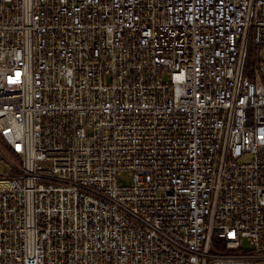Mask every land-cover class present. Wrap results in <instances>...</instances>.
Here are the masks:
<instances>
[{
    "label": "built area",
    "instance_id": "obj_1",
    "mask_svg": "<svg viewBox=\"0 0 264 264\" xmlns=\"http://www.w3.org/2000/svg\"><path fill=\"white\" fill-rule=\"evenodd\" d=\"M262 48L264 0H0V264H264Z\"/></svg>",
    "mask_w": 264,
    "mask_h": 264
},
{
    "label": "rangeland",
    "instance_id": "obj_2",
    "mask_svg": "<svg viewBox=\"0 0 264 264\" xmlns=\"http://www.w3.org/2000/svg\"><path fill=\"white\" fill-rule=\"evenodd\" d=\"M261 55H262V58L264 59V48L261 49ZM3 171H4V167L2 165H0V174H3ZM119 181L121 183H123L124 185H127L131 182V178L130 176L128 175L127 172H123L120 176H119Z\"/></svg>",
    "mask_w": 264,
    "mask_h": 264
},
{
    "label": "trees",
    "instance_id": "obj_3",
    "mask_svg": "<svg viewBox=\"0 0 264 264\" xmlns=\"http://www.w3.org/2000/svg\"><path fill=\"white\" fill-rule=\"evenodd\" d=\"M253 54H254V49L252 47L249 48V52H248V62H247V67L248 68H253V64L251 63L252 59H253Z\"/></svg>",
    "mask_w": 264,
    "mask_h": 264
}]
</instances>
